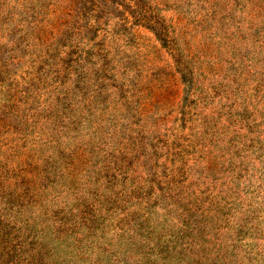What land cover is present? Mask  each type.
<instances>
[{"label": "rangeland", "instance_id": "rangeland-1", "mask_svg": "<svg viewBox=\"0 0 264 264\" xmlns=\"http://www.w3.org/2000/svg\"><path fill=\"white\" fill-rule=\"evenodd\" d=\"M0 264H264V0H0Z\"/></svg>", "mask_w": 264, "mask_h": 264}]
</instances>
